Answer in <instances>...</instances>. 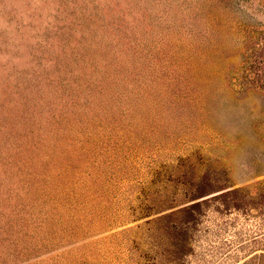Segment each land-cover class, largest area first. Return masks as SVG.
<instances>
[{
	"label": "rangeland",
	"instance_id": "1",
	"mask_svg": "<svg viewBox=\"0 0 264 264\" xmlns=\"http://www.w3.org/2000/svg\"><path fill=\"white\" fill-rule=\"evenodd\" d=\"M0 264H264V0H0Z\"/></svg>",
	"mask_w": 264,
	"mask_h": 264
}]
</instances>
